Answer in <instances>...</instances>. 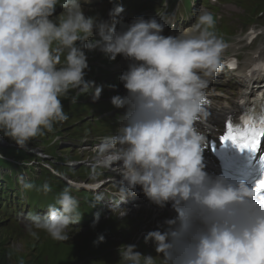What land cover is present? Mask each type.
<instances>
[{
  "label": "clouds",
  "instance_id": "clouds-1",
  "mask_svg": "<svg viewBox=\"0 0 264 264\" xmlns=\"http://www.w3.org/2000/svg\"><path fill=\"white\" fill-rule=\"evenodd\" d=\"M58 6L63 11L57 16ZM123 11L120 5L114 7L109 21L86 15L80 0H0V133L9 143L6 148L20 149L28 159L5 156L28 169L38 159L46 170L55 157L50 165L89 166L86 178L72 173L60 182L74 186L80 179L91 181L100 170L115 171L120 178L111 210L114 215L120 212L119 218L128 214L121 202L138 186L155 205H171L175 216L144 237L147 245L154 244L156 255H144L133 239L121 236L123 240L112 245L110 260L119 256L120 264H264V189L257 187L264 175L252 182L214 175L204 162L207 136L198 125L207 119L206 89L223 68L226 48L215 33L216 18L201 8L192 25L165 36V24L155 17H136L117 30ZM97 33L99 38L91 39ZM85 48L111 60L122 55L131 61L119 78L127 95L111 98L115 108L126 111L114 134L93 147V157L70 148L72 156L79 157L73 161L61 154L68 148L56 150L55 140L49 146L33 145L48 141L43 135L68 120L61 98L73 104L85 94L93 102L100 99L103 86L86 79ZM48 174L35 178L44 184L45 193L52 191ZM20 183L25 190L35 187L23 177ZM106 196L98 194L99 202ZM98 211L92 223L74 225L83 213L80 201L65 188L44 215L29 212L25 220L32 236L39 230L64 243V255L55 264H71L68 257L83 245H73L76 231L99 224ZM99 241H104L102 235Z\"/></svg>",
  "mask_w": 264,
  "mask_h": 264
},
{
  "label": "rangeland",
  "instance_id": "rangeland-1",
  "mask_svg": "<svg viewBox=\"0 0 264 264\" xmlns=\"http://www.w3.org/2000/svg\"><path fill=\"white\" fill-rule=\"evenodd\" d=\"M193 4H196L197 7L199 4L197 1L192 0ZM259 6L254 5L251 8H243V10H247L248 14L251 15ZM190 0H181V11L186 12L190 9ZM229 8V7H225ZM261 8V7H260ZM241 19V15L238 16ZM226 21H229L227 19ZM223 22L225 24V17L223 18ZM251 22V21H250ZM250 22L241 24L244 28L250 24ZM240 28L238 30V34L235 37L244 35L245 33L241 34ZM256 45H260L264 49V36L260 37V41L258 43H254L252 47L249 49H254ZM241 46L247 48L245 46V41H242ZM248 53L242 55V57H246ZM240 80L235 84V88L226 94L227 98L223 99V106L227 105L232 100H237L239 97V90H240ZM256 89V88H255ZM224 92H226L224 90ZM62 99V103L65 108V112L68 114L69 121L72 122L77 119V114L74 112L72 104L70 103L69 99ZM77 123V122H75ZM80 123V122H79ZM78 123V124H79ZM223 119L220 125L218 132H221L223 129ZM91 127L92 130H96V133H105V131L101 130V120L95 119L93 123L85 122L83 120L80 125L74 126V128H70L69 130L73 132L71 133L70 138L74 139L76 142L75 144H80L79 140L82 138V135L85 133L86 129ZM54 130H56L60 135L64 134V129L60 126L55 125ZM47 136H52V133H46ZM2 133H0V140H1V147L2 149L6 148L7 142L4 139ZM61 140H66L67 137L62 136L60 137ZM34 138L32 141H35ZM72 141L71 139H68ZM12 141V140H10ZM14 142V141H13ZM49 141L45 143H35L33 145L34 148L44 147L47 146ZM66 145V144H63ZM64 149L61 151L62 155H66V157L72 156L71 146H62ZM28 148H30L28 146ZM12 149V153L10 156L15 157L21 160H27L28 156H24L21 154L20 149L10 148ZM54 150V149H53ZM52 151V147L46 148L44 150L45 154L49 155ZM42 151V153H44ZM41 153V154H42ZM40 154V155H41ZM33 158H35V153L32 154ZM79 157L76 154H73L71 160L75 161L78 160ZM39 160H35V164H33L32 170H29L26 167L16 168L9 160L0 158V248H3V251L0 250V264H31L33 255H38L39 249L38 246L46 247L49 254H52L53 257L61 256L63 257L65 249H61L64 243H60V241L53 240L49 235L37 230V235L32 236L28 229H27V221L25 218L27 217L28 213L31 212L35 214V210L38 206L42 205L45 201L49 200L52 196L44 198L43 201L40 200V194L33 192L31 190H25L20 183V177H23L26 182H30L33 184L35 178L40 175L42 178L50 176L48 174V170H45L43 167L39 166ZM90 172L88 167H82L76 170L73 174L76 178L82 177L86 178ZM48 174V175H47ZM80 193L87 194L88 191L82 190ZM101 218L99 220V224L103 223L107 220L110 213L105 211V206L102 208ZM150 220V216L147 212L140 211L138 216L133 219V222L127 225L126 231L129 233V236L133 237L135 231L133 228L138 226L142 227L145 223ZM99 224L93 226L85 225L79 228L76 232L80 238H75L73 240V245H75L78 241H82L83 243V252L88 254V232L97 227ZM9 226L8 229H5L4 226ZM118 246V245H117ZM116 246V247H117ZM72 247L69 245L68 248ZM2 251V252H1ZM55 258V259H56ZM73 263L71 264H90L87 259L74 256L72 258ZM121 258L118 256L113 260H105L101 264H120ZM95 264V263H94Z\"/></svg>",
  "mask_w": 264,
  "mask_h": 264
},
{
  "label": "bare ground",
  "instance_id": "bare-ground-1",
  "mask_svg": "<svg viewBox=\"0 0 264 264\" xmlns=\"http://www.w3.org/2000/svg\"><path fill=\"white\" fill-rule=\"evenodd\" d=\"M248 63L247 65H252L256 63L257 61L264 60V51L263 49H257L254 53L253 56L248 58ZM239 73L244 74V67H241L239 69ZM258 80V81H257ZM253 81H256L253 83ZM254 84V85H253ZM258 91V95L256 96V93L253 92L254 90ZM240 98H244L247 100V103H249V100L255 101V103L260 102V98H262L264 94V78L261 79V76H258L256 80L253 79L252 76H250L248 79H243L242 80V88L239 90ZM104 105L106 106L108 104V101L103 102ZM247 103L240 104L239 99L233 100L229 102L227 105L223 106V121L226 119V115L228 113H238L240 112L241 108L246 105ZM217 123L219 122L218 120L216 121ZM204 132L207 136V147H209V143L211 139L214 136H217V127L215 126H205L201 130Z\"/></svg>",
  "mask_w": 264,
  "mask_h": 264
},
{
  "label": "snow or ice",
  "instance_id": "snow-or-ice-1",
  "mask_svg": "<svg viewBox=\"0 0 264 264\" xmlns=\"http://www.w3.org/2000/svg\"><path fill=\"white\" fill-rule=\"evenodd\" d=\"M226 132L220 137L223 143L231 141L237 145L241 151L248 150L249 152H257L261 145V140L264 139V114L261 115L259 124L253 123L251 120H246V127H233L229 121L226 125ZM258 189H264V179L258 182Z\"/></svg>",
  "mask_w": 264,
  "mask_h": 264
},
{
  "label": "trees",
  "instance_id": "trees-1",
  "mask_svg": "<svg viewBox=\"0 0 264 264\" xmlns=\"http://www.w3.org/2000/svg\"><path fill=\"white\" fill-rule=\"evenodd\" d=\"M48 146L50 145L51 140L48 139ZM7 155H11L12 153V149L8 148V149H2ZM21 154L26 156L27 154L23 151H21ZM17 167V166H16ZM39 252L38 255H33L31 257L32 259V263L31 264H55V258L53 257L52 254L48 253V250L46 247L43 246H38ZM0 250L3 251V248H0ZM1 251V252H2Z\"/></svg>",
  "mask_w": 264,
  "mask_h": 264
}]
</instances>
